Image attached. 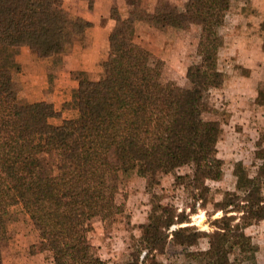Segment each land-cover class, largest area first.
<instances>
[{"label": "trees", "instance_id": "16d2710c", "mask_svg": "<svg viewBox=\"0 0 264 264\" xmlns=\"http://www.w3.org/2000/svg\"><path fill=\"white\" fill-rule=\"evenodd\" d=\"M230 7L231 0H188L177 12L155 7L151 14L159 27L199 26V62L187 67L188 87L161 81L164 62L133 39L131 13L122 18L112 7L115 29L108 34L102 74L90 79L78 72L74 115L54 124L57 112L47 102H20L15 56L22 46L41 59L64 53L92 23L68 14L63 0H0V242L9 237V209L20 205L38 232L32 254L49 251L54 264H106L88 241L86 225L96 216L108 222L124 212L119 177L138 170L146 176V193L154 196L161 177L172 174V187L192 203L189 211L153 203L124 264H162L157 255L167 245L190 248L202 238L206 249L185 251L199 264H241L230 257L234 251L258 250L244 229L264 219L263 147L255 153V173L235 162V191L214 202L213 213L206 210L207 181L221 179L224 161L216 147L221 124L202 115L204 93L224 82L218 68L220 20ZM255 103L264 109V89ZM181 167L190 171L177 173ZM198 209L207 217L221 211L209 222L212 230L191 224Z\"/></svg>", "mask_w": 264, "mask_h": 264}, {"label": "rangeland", "instance_id": "374dc122", "mask_svg": "<svg viewBox=\"0 0 264 264\" xmlns=\"http://www.w3.org/2000/svg\"><path fill=\"white\" fill-rule=\"evenodd\" d=\"M127 1L129 13L134 18L133 39L164 62L161 81L170 86L188 87L187 67L199 62L196 53L199 26L185 24L172 28L153 25L150 20L151 15L144 13L146 5L142 4L143 0ZM80 2L82 1L63 0V8L66 10L65 7H76L80 10L85 6L90 7L92 0H83L81 5ZM187 2L188 0H159L155 7L177 12L184 9ZM260 3L264 4V0H231L232 14L245 15L249 18L246 22L242 20V27L246 26V30H241L242 33L238 29L240 24H232L239 25L235 27L236 29H232L230 20L224 17L220 20L223 44L218 53V68L224 73V82L220 88L204 93L202 115L205 119L218 120L221 124L222 131L216 147L218 157L224 161V171L220 180L207 181L210 187L206 206L208 213H213L212 204L225 199L226 192L235 191L233 164L239 161L248 174H254L260 163L255 153L259 148H264V109L255 103L257 91L264 89V11L261 10ZM66 11L70 14L68 10ZM147 23L151 28H147ZM113 29H115L114 26L111 30ZM248 31H251L253 36L246 34ZM87 35L88 33L84 38H76L72 41L65 51L66 54L68 52L77 54L83 50ZM246 45L251 47L246 49ZM61 59L59 56L53 59L50 66L51 71L48 70L47 83L44 84L43 89V92L46 91L55 98L57 95L64 99L58 111H55L49 103L57 112V115L51 119L54 124L59 123L63 118L72 117L75 112L72 97L74 89H71L69 85L64 87L63 93H57L58 80L54 77H56L55 71L61 66ZM99 69L95 77L102 74L101 65ZM78 72L73 71L72 73V77L76 80ZM19 74L17 72L13 76L18 93L22 89ZM24 99L22 96L19 100L23 103ZM189 171L188 167H181L177 173L183 174ZM119 180L123 194L126 195L124 212L108 222L96 216L87 223L85 229L88 241L106 264H124L127 261L134 249L136 239L141 234L139 225L147 222V216L153 203L159 201L170 203L179 209L185 208L186 211H189L188 205L192 203L186 192L181 188L172 187V174L161 177L160 186L155 187L154 196L145 192L146 176L138 170H130L122 174ZM262 191L264 192V183ZM221 214V211H217L207 217L203 209H198L191 215V224L200 230H212L209 222ZM7 231L8 240L0 242V258L4 264H54L49 251L40 252L46 253L44 258H39L38 261L33 260L34 253L30 252L29 246L33 244L31 242L34 239L38 241V232L20 205L9 209ZM259 238L258 243L264 247V234ZM252 242L258 245L257 242L253 240ZM207 245L206 238L200 239L198 244L190 248L169 244L163 254L157 255V259L162 264H199L186 257L185 251L203 250L207 248ZM230 257L238 259L241 264H257V260H261L260 264H264V249L260 253L246 254L234 251Z\"/></svg>", "mask_w": 264, "mask_h": 264}, {"label": "crops", "instance_id": "0c3cea01", "mask_svg": "<svg viewBox=\"0 0 264 264\" xmlns=\"http://www.w3.org/2000/svg\"><path fill=\"white\" fill-rule=\"evenodd\" d=\"M80 1L83 2V0ZM82 2L79 4L81 5ZM158 3L159 0H143L142 4L146 5L144 13L146 12L151 15ZM260 5H262L261 10L264 11V4L260 3ZM112 7L117 8L122 18L127 17L129 14V3L127 0H92L90 7L85 6L80 10H77L76 7H65L70 14L81 16L92 23V27L87 32L88 35L85 48L77 54L69 52L66 54V52H64L56 54L50 58L41 59L36 57L32 50L27 46H22L18 49L15 58L20 66L19 75L20 80L22 81V89L19 91L18 96L19 99H21L22 96L26 99H24L25 102L23 103L45 101L48 104L51 103L55 111L59 110V105L64 99H61V96L56 95L55 98L51 96L52 94L46 91L43 92L44 84L47 83V74H49L48 70H50L52 61L56 56L62 58L61 66L55 71L56 77H54L53 74L54 79L58 80L56 86L59 87V89L57 90V93H63L65 91L64 87L69 85L71 89L75 90L77 87V80L72 77L73 71H84L90 79H98L101 76L98 74L95 77V73H99L100 62L105 59L108 51V34L115 25V21L112 20L109 15ZM247 17L248 16L245 15H233L231 7L224 16V18L230 20L231 25L240 24V26L238 25L239 27L237 25H232V29L238 27L241 33V30H246V26L242 27V20L246 22L249 20ZM147 28H151L149 23H147ZM250 30H253V28ZM246 34L253 36L251 31H248ZM247 42L249 43V41ZM231 46L235 47L233 45ZM249 47L251 46H245L246 49H249ZM234 52H237L236 48L234 49ZM244 231L251 236V239L254 242H257L258 250L256 253L262 252L264 247H262L258 241L260 239L259 237L264 234V219L256 224L246 227ZM35 242L34 239L31 243ZM45 254L46 253L33 254L32 258L34 261H38L39 258H44ZM257 262V264H260L261 260H257Z\"/></svg>", "mask_w": 264, "mask_h": 264}]
</instances>
